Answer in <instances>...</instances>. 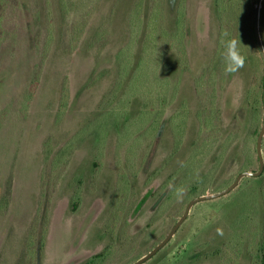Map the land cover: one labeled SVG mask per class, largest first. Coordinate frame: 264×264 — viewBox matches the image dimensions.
<instances>
[{"label":"rangeland","instance_id":"obj_1","mask_svg":"<svg viewBox=\"0 0 264 264\" xmlns=\"http://www.w3.org/2000/svg\"><path fill=\"white\" fill-rule=\"evenodd\" d=\"M141 1L0 0V264H134L191 200L259 170L264 0L233 11L246 61L229 75L214 0L184 2L186 65L182 0ZM263 257L264 172L196 204L144 264Z\"/></svg>","mask_w":264,"mask_h":264},{"label":"trees","instance_id":"obj_2","mask_svg":"<svg viewBox=\"0 0 264 264\" xmlns=\"http://www.w3.org/2000/svg\"><path fill=\"white\" fill-rule=\"evenodd\" d=\"M184 2H185V0H182L180 3V7L178 9V14H177V22H178V24L181 25V31H179L181 61L183 64L186 65V63H188V62L186 60V46H185V41H184L185 27H183L184 22H185V17H186L185 16L186 13L184 11V4H185ZM242 2H245V0H214V3H213L214 15H216L220 21L222 38H223L224 32H227L229 34L228 38H232V35L234 34L232 20L235 17L233 11H235V8L238 4H243ZM246 2H249V1H246ZM142 4H143V0L138 5L141 6ZM251 25H252V27H251L252 31H254V28H253L254 22H252ZM248 27H249V24H248ZM253 35H254V33H253ZM253 40H255V42H256L255 35L253 37ZM221 61H223V59ZM221 66L223 67V64H221ZM209 79L210 78L207 76L206 72L201 74V76H199L196 79L195 89H196L197 96L198 95L200 96V93L201 94L205 93V91L207 90L206 84L208 83ZM263 96H264V92H263ZM260 100H261V103L263 105V103H264L263 97H260ZM78 204H79V200L77 198V199H75V201L73 203V211L74 212L77 211ZM107 255L108 254L106 252L96 254V255L90 257L89 259H87V261L84 264H101L105 260ZM262 261L264 264V257H263Z\"/></svg>","mask_w":264,"mask_h":264},{"label":"water","instance_id":"obj_3","mask_svg":"<svg viewBox=\"0 0 264 264\" xmlns=\"http://www.w3.org/2000/svg\"><path fill=\"white\" fill-rule=\"evenodd\" d=\"M261 2H262V0H258V5H260ZM259 16H260V11L258 8L256 10V18H255V34H256V38H257V42H258L260 51H261V53H264V46L262 44V41L260 38V33H259ZM263 101H264V96H263ZM263 139H264V122H263V126L261 128L258 140H257V154H258L259 162H260V168L257 172H250V171L242 172L237 176L236 180L225 190H223L219 193H216V194L200 196V197H197V198H194L193 200H191L188 203L183 216L177 221V223L174 225V227L171 229V231L168 233V235L155 248H153L148 254L143 256L141 259H139L134 264H144L145 262L152 259L156 254H158L173 239V237L176 235L178 230L181 228V226L184 224V222L189 217L192 208L196 204L201 203V202H205V201H209V200L218 199V198H221V197L231 193L233 190H235L239 186L241 180L245 177H259V176H261L264 172V158L262 155Z\"/></svg>","mask_w":264,"mask_h":264},{"label":"clouds","instance_id":"obj_4","mask_svg":"<svg viewBox=\"0 0 264 264\" xmlns=\"http://www.w3.org/2000/svg\"><path fill=\"white\" fill-rule=\"evenodd\" d=\"M227 32L223 33V38L220 40L224 51L222 53L224 62V73L225 75L233 74L238 72L245 66L246 58L241 53L240 45L241 41L237 38H228ZM257 55L264 58V53L257 52ZM219 231V230H218Z\"/></svg>","mask_w":264,"mask_h":264}]
</instances>
